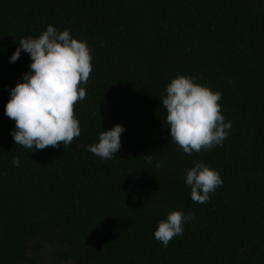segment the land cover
<instances>
[{"label": "trees", "instance_id": "obj_1", "mask_svg": "<svg viewBox=\"0 0 264 264\" xmlns=\"http://www.w3.org/2000/svg\"><path fill=\"white\" fill-rule=\"evenodd\" d=\"M49 25L87 42L92 71L79 137L33 151L4 113L31 60L9 59ZM178 76L222 94V146L173 143L160 98ZM115 125V157L87 151ZM199 162L222 179L204 204L184 183ZM171 211L194 219L164 247ZM0 264H264V0H0Z\"/></svg>", "mask_w": 264, "mask_h": 264}, {"label": "clouds", "instance_id": "obj_2", "mask_svg": "<svg viewBox=\"0 0 264 264\" xmlns=\"http://www.w3.org/2000/svg\"><path fill=\"white\" fill-rule=\"evenodd\" d=\"M22 51L28 54L31 63L30 70L22 75L23 82L10 90L4 108L5 115L15 125L10 135L16 145L33 151L68 147L80 135L75 105L86 98L84 86L92 71L91 49L86 41L72 38L69 29L58 32L49 25L37 38H22L9 63H15ZM201 78L178 76L166 86V94L160 98L167 111L169 136L187 155L222 146L232 127L221 114L222 94L197 84ZM124 131L120 125L101 131L99 142L87 151L102 160L112 159L121 149ZM142 157L146 163H152L151 154ZM12 163L19 167L18 158ZM154 166L162 168L164 161H157ZM184 183L191 189V200L204 204L222 185V179L217 171L199 162L186 170ZM193 219L191 213L171 211L158 223L154 238L167 247L175 236L183 234V225Z\"/></svg>", "mask_w": 264, "mask_h": 264}]
</instances>
